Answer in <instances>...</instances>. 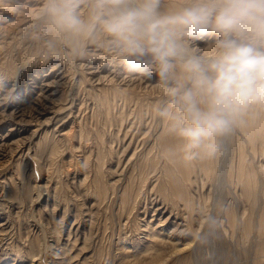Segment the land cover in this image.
I'll use <instances>...</instances> for the list:
<instances>
[{
    "label": "rangeland",
    "instance_id": "1",
    "mask_svg": "<svg viewBox=\"0 0 264 264\" xmlns=\"http://www.w3.org/2000/svg\"><path fill=\"white\" fill-rule=\"evenodd\" d=\"M43 3H44V0H13V1L12 0H3V1L0 0V8H1L0 12L2 11L0 13V17H1L0 18V27H1L0 28V35L1 34L3 35V36L2 35L0 36V44H2L0 46V52L2 51L0 53V59H1L0 61H2V63H3L5 61V60L3 61V59H6V60L10 59L9 61H11V62L13 61L12 63L15 65V66H13V64L11 62H9L8 60H7L8 62L6 61L7 64H6V62H4V64L6 66L2 65V63L0 62V71H1L0 72V99L2 98L0 100V104H1L0 105V194H1L0 195V197H1L0 198L1 199L0 203H1L2 200L5 201L6 205L8 203V205L6 206L4 201H2V204L4 203L3 204L4 206L2 205V207H1V205H0V207H1L0 208V224H1L0 225V239H2L4 237L2 239V241L0 240V251L5 250L6 247H8L9 245L10 246H12V245L14 246L17 243L21 244V242H23V243L26 242V241L28 242L29 241L28 238L31 239L34 236H37V237L41 236V237H39V239H42L41 242L46 243L47 246L49 245V243L51 245H54V247L51 248V249L49 248L50 246H48V248H47L48 251L47 252L46 251L43 252L44 253L43 260L46 262V264H52L51 259H54V260L61 259L60 255H62V254L57 256L55 253H57V251L58 252H62L60 250L61 247H62V249L66 247V245L64 243H67V241H66L67 237L66 236L68 235V232L69 231H75V229L77 228L76 230H78V229L79 230L76 231V232L78 233L77 235L80 236V237H77L78 241H75L76 246H75V244L73 245V247L75 246V248L72 249V251H74L77 246H78L77 248H80L79 245L81 244L83 249L81 247L78 257L82 254V252H83V256H85L86 254H90L91 249L97 243L98 244L96 246L100 245L103 248L104 247L105 248L106 247L110 248V247L113 246L114 248L112 247L110 249L109 248H107V249L104 248L105 250H109V251L113 252V250L116 249V246L122 244L123 237L126 234H127L126 236H132V237L135 235L133 233L137 232V230H135V227H136V223H138V221H139V224L141 223L142 226H143V224L147 223L148 221H150L152 219L153 210H155L156 208L157 209H165V214L162 217L163 219H164L165 216H167L169 214H171L170 216H172V219H174L175 216H178V217H180L181 215L183 216L184 215V213L182 211L183 209L185 210V208H186V210L188 209V210L192 211V208H193L194 210H193L192 214L195 217V218L193 217L195 219V221L192 220L191 226L193 225L192 227L195 229V231H197L198 224H197V219L196 218H198V215L200 213L198 211L199 209H197V208L200 207V205L202 207L201 203H203V204H205V206L210 204V205H208L209 206L208 209H207V206L205 207V212L206 213L203 211L204 212V216L203 217H204V227L205 228L202 227V230L204 229L206 232L202 236V239H199L200 233H202L201 232L202 230L200 229L198 234H197L198 236L196 237V239L191 241L192 244H191L190 248L191 249L193 248L194 249V253H198L199 255H201L202 258H204L205 261H207V262L210 259L211 260L214 259L213 261H215V263H213V264H247V261H246L247 255L241 253V247L243 246V244L245 242H243V239L241 238L240 229L239 230L238 229L234 230L231 227H229L231 229V232H229L231 237H229V235H228L229 233L227 234L228 230L230 231V229L227 228V223L224 221V220H226V219H224L225 218V209H226V206H227L228 202H230L229 200H231V202L233 201L232 203H236V201L239 200L238 196L241 194L240 193L241 188L240 187L236 188L238 186L237 182H236L237 181L236 177L238 176V170H237L238 164H237V162H239V160H238V153H239L238 151H239V149L238 148L241 147V146H244L246 151H249V153L247 152V154H248L247 158L249 157L248 158V162L249 163L247 164L246 168L253 167L255 169V171L257 173V176H258L257 187H259L261 189L260 190L261 192L264 191V187H262V186H264V181H263V178H264V175H263V171H264V166H263L264 165V157L261 158V153L259 151H256V152L253 153V151L246 144V141L244 139L243 133H241L239 127L237 126L236 122L234 121L233 122L234 125L232 124L228 131H226L225 133L221 134L220 136H218L216 138V142L217 143L215 144L216 146H215V150L213 151V154H217L216 155L217 156V167L215 168L216 170L214 169L215 171H212V174H211L212 176L210 174H208V175H210L208 177V175H206L207 173H205L204 170L200 168L201 165L199 164L198 159H197V155L194 152L190 153L187 156V160L188 161L192 160L191 163L194 164L193 166H187L188 168L190 167L189 169L188 168H187V170L181 169V167L177 166L178 164L176 162H174L175 165L172 164L174 160L170 159V156L167 155L168 153L160 152L161 149H162V145L160 146L159 137L161 139V135L163 134L165 129H167L165 127H166L167 120L169 118L159 115L160 108L163 109L164 106L165 107L167 106L168 99H167L166 96L163 98L164 95L161 93V86H160V84H159V82L157 80V77L155 75H153L151 77L152 78L151 79L147 74H142L137 69L133 68L132 66L127 65V64H123V63L122 64H118L117 63L119 66L117 64H115V63H110V62H109L110 64H106V66H104L102 64L100 65V60H99L98 57H93L94 59H92L91 57H84L85 59L83 57L82 58H75V59H73V63H72V61L68 62L67 58L66 57L64 58V56H60V55L58 56V54H55V56L53 57L52 52L48 49L47 40L44 39V37L47 38V36H48V34H44L45 32L47 33L46 30H47V27H48L47 25L48 24L46 23V20H44V17H42L40 14H38V12L40 13V9L42 7L41 5H43ZM19 17H21V20H20ZM34 20H35V22H34ZM26 25H27V27H26ZM7 26L11 27V28L9 29ZM4 27H6L9 30L5 29ZM28 30L30 31V33L28 32ZM8 31L10 32V34H9ZM5 32H6V34H5ZM36 32H39V33H36ZM4 35H6V36H4ZM2 37H5L6 39L5 38L2 39ZM10 37H11V39H10ZM204 38H202L198 42V43H201L203 47L205 45H207L206 43H210L214 39V37L211 36V35L206 36ZM41 40H42V43H43L44 40H46V41H44L46 43H43L44 44L43 45L41 43ZM7 41H9V42H7ZM62 42L63 41L60 42L61 48H64V50H65V46L62 45ZM6 50L10 51V52H7ZM45 50H47V51H45ZM87 50H89L90 52H93L92 50H95V51L98 52L97 47H95L93 45H89ZM15 51H16V54H15ZM46 52L49 54V56H48V54ZM8 54L10 56L12 55L11 57H13L14 60H16L17 62L14 61L13 58H11ZM14 54H15V56H14ZM46 54H47V57H46ZM6 55H7L8 58L6 57ZM60 60L61 61L63 60V61L61 62ZM22 61H25V63L22 62ZM59 62H60V64H59ZM10 64H12V65H10ZM20 64H21V67L19 66ZM28 64H29V67H28ZM114 64L116 66H114ZM9 65L11 66L10 68H13L15 70H12L10 68H9L10 69L9 70L7 68V67H9ZM68 65L69 66L73 65V66L69 67ZM80 65H82V68L79 67ZM32 66H33V68H32ZM39 66H40V68H39ZM27 67L29 69L30 68H32V69L28 70ZM2 68H5V69H2ZM24 68H27V69H24ZM72 68H74L73 71H72ZM6 69L9 71V73H8V71ZM16 69H17V71H16ZM76 69H80V70L82 69L83 72L86 71L85 73H86L87 77L90 76L88 78V82L89 83H86V84L83 85L82 89H84V91L80 90L79 95H77V96H76V92L78 90V86L76 84L77 83L76 81L78 80V72L75 71ZM26 70H27V74L25 73ZM10 71H12V73ZM118 71H119V73H118ZM67 72H68V74H67ZM24 73L26 75H24ZM71 73L72 74L74 73L73 76H71L72 75ZM75 73H76V77L74 76ZM62 74L64 75V78L62 77L63 76ZM105 74H110V75H106L105 76ZM100 75H101V77L103 76V78H101L103 80L100 79ZM120 75H122V76H120ZM10 76H11V78H10ZM69 76H70V78H69ZM112 76L115 77L116 79L114 78V80H112V82H111V78L113 79ZM4 78H5V80H4ZM31 78L36 80L38 82V84H40V86L42 87L41 91L42 92L44 91L45 95H47V99L45 101H42V103H40L38 105L35 103L34 104L35 106L32 105L31 100H32V98H34L37 95V93L40 92V89L37 88V87L32 86L33 85L32 84V85H30V87L28 89H34V90H26L27 86L30 83H32L31 82V80H32ZM26 79H27V81H25ZM99 79H100V81H99L100 83H98ZM119 79L121 81H123V83ZM40 80H42V81H40ZM89 80H91V81H89ZM13 81H14V83H13ZM107 81L111 82L112 85H111V83H109ZM113 81H115V82H113ZM142 81H143V83H142ZM41 82H42V85H41ZM71 82H72V84H71ZM139 82H140V84H139ZM21 83L24 84V85H22ZM62 83L65 84V85L63 86ZM103 83H104V85H103ZM106 83L110 87L107 86ZM99 84L101 86H103V87L101 88ZM113 84H115L116 86L115 85L113 86ZM147 84H148V86H147ZM74 85L77 86V87H75ZM90 85H91V87L93 86L92 88H94L95 86L98 85V87L94 88L96 91L95 90L88 91L89 88L87 89L86 87H90ZM46 86H49V87L47 88ZM71 87H74V89H72ZM108 87H109L110 90L107 89ZM111 87H112V89H117L119 87L118 88L119 96H118L117 90H114L115 91L114 92L111 89ZM45 88H47V89L45 90ZM63 88L65 90H63ZM69 88H71L70 90H72V92H70ZM85 89H86V91H85ZM154 89H155V91L157 90L156 93H155ZM6 90L9 93H7ZM89 90H91V89H89ZM103 90H105V91H103ZM106 90H107V92H106ZM149 90H152V91H149ZM33 91H36V92H33ZM87 91L89 93H91L92 97H90L91 95L89 96V93ZM99 91L100 92L103 91L101 93H104V94L106 93L105 95L102 94L103 97H101L104 103L102 102V100H99V99H101L100 98L101 95L99 96V94H101V93ZM67 92H69L70 94H68ZM127 92H129V93H127ZM149 92H150V95H154V94H156V95L150 97ZM61 93H63V94L65 93V94L64 95L62 94L60 96ZM81 93H82V95H81ZM96 93H98V94L96 95ZM113 93L115 94V97H114ZM122 93H124L125 95L123 94V97H120V95ZM126 93L129 95L128 97H127ZM137 93L140 94V95L138 96ZM144 93H146V95ZM83 94H85V95H83ZM93 94L95 95V97L93 96ZM132 94H133V96H132ZM72 95L73 96L75 95V97H76V99H74L75 100V106H74V108L71 111V114L73 116L71 114L68 115V113H67L68 111L59 112L60 111L59 107H62V105L66 102V100H67V98L69 96H70L69 98H72L73 97ZM110 95H112V96H110ZM134 95H136V96L134 97ZM104 96H106V97H104ZM123 98H125V99H123ZM128 98H129V100H128V102H127L128 104H127L126 101H127ZM29 99H30V102H29ZM104 99H106L108 105H105L106 101H104ZM108 99H109L111 104L109 103ZM112 100L114 101V103H113ZM123 101H125L126 105H125V103ZM85 102H87V103H85ZM88 102H90V103H88ZM99 102H100V104H99ZM141 102H143L144 104L141 103ZM101 103L104 104L103 108H102V104ZM155 103L158 104V106H159L158 108L156 106L157 104L155 105ZM17 104H20L21 107H24V109H23V111L21 113L16 111V110H14V107ZM52 104L54 106H52ZM82 104H84L85 107ZM109 104L113 105V107L110 106ZM145 104H147V105H145ZM36 105H37L38 108L36 107ZM80 105L83 108L82 107L79 108ZM98 106H100V108H98ZM104 106H106V107H104ZM147 106L150 107V108H148V110H147ZM86 107L88 109H86ZM107 107L109 109H107ZM43 109L48 110L49 112H47L46 114L40 113V111H42ZM52 109H55V111L52 110ZM103 109H105V110H103ZM36 110H37V112H36ZM106 110L108 112H106ZM95 111H96V113H95ZM5 112L7 113V116H6ZM26 112H28V113H26ZM29 114H30V116H29ZM37 115H39L40 117L37 116ZM53 115H57L55 118H57V124L58 125L53 124L50 127H48L49 128L48 130H50V131L53 130V132H55V134L58 133L59 134V135L57 134L58 136L65 134L64 131L68 130L70 132L69 136L71 137V139H69V141H70L69 143L70 144H67L68 147L71 146V147H69L70 149L67 147L66 144H64L66 147L63 146L65 148L62 147L61 151L59 153H57V155L55 154L56 156H54L55 158L53 159L55 165L52 164L51 161H49V159L47 158L48 155H47L46 151L44 153L43 152H41V153L39 152L38 154L37 153L35 154L34 140L37 139V138H35L34 140L31 139L32 133H33L32 131L37 127L38 123L40 121L44 120L46 117L53 116ZM120 118H121V120H120ZM164 118L166 120H164ZM1 119L2 120L4 119L5 121H2ZM74 119H75V121H74ZM60 121H62V122H60ZM161 121L162 122L164 121V122L162 123ZM58 122H60V123H58ZM130 124H132V127H130ZM13 125L15 126V128H12V127H14ZM163 126H164V128H163ZM54 128H56V129L58 128L60 130H58V129L54 130ZM81 129H82V131H81ZM19 130H20V132H19ZM161 130H162V132H161ZM1 134H2V136H3V134L6 135V136L2 137ZM132 135H133L134 139L132 138ZM22 137H23L24 140L22 139ZM7 140H9V141H7ZM25 140H26V142H25ZM29 140H31L30 141L31 144H30V142H28ZM129 140L131 142L133 140L134 141H133V143L130 144ZM155 140H158V141L156 142ZM2 141H4V142H2ZM18 141H19V143H18ZM95 141H97V142H95ZM154 142H156L155 145H157V143L159 144V149H158L159 150V155L157 157H155L154 150L153 151L150 150V146H151V144L153 145ZM97 146L100 149L97 148ZM233 146H234V149H233ZM72 147H74V148H72ZM1 148H2V150H1ZM29 148L30 149L33 148L31 150V153H30V149ZM98 149L100 151H104L105 152V153L102 152V153H104L105 159H106V160H104L105 161L104 163L103 162L102 163L101 162L98 163V161L96 160L97 159L96 154L98 155V151H97ZM18 150H20V151H18ZM89 151H91V152L94 151V152L91 153ZM150 151H151V153L153 155L150 153ZM15 152H17L16 155H15ZM107 152H110L111 155H110V153H107ZM235 152H237L236 153L237 155L235 154ZM250 152L253 153V155L254 154L257 155L258 153H260V154H258L257 156L254 155L253 158H252V154H250ZM131 153H132V156H131ZM140 153H142V154H140ZM146 153H148L151 157H155V158H152L151 160L155 159L156 164H155V162H154V164L150 163L151 162L150 159L146 160V156H147ZM161 153H165V154H161ZM89 154L91 156H89ZM249 154H250L251 157L249 156ZM17 155L18 156L21 155L20 157H22L23 159L22 158L18 159ZM84 155L86 156V158L91 157V159L92 160L94 159V160L92 161V160H90V158H89V160L88 159L86 160ZM139 155H140V157H139ZM161 155H164V156H161ZM129 156H131V158ZM166 156H167V158H164ZM132 157H135L134 158L135 162H136V160H138V161H140V163L143 164V166H144L143 169L146 170V173L144 175H147V176L149 175L147 180H146L147 183L145 182V185H142V183H144V182L139 180V178H138L139 174L136 173L137 170L134 169V168L132 169V167H133L132 163H135ZM195 157H196V159H195ZM231 157H232V160H231ZM234 157H236V158H234ZM128 158H130L129 160H131V161H128ZM168 158H169L170 161L168 160ZM251 158H252V160H251ZM24 159H25V161H24ZM171 160H173V161H171ZM234 160H235V162H234ZM17 161L19 163L20 162L21 163L19 164ZM90 161H91V165L89 163ZM126 161H128V162H126ZM219 161H220V163H219ZM87 162H88V164L90 166L88 164L86 165ZM166 162H168V164ZM191 163H190V165H191ZM18 164L21 165L20 166L21 168L20 167L17 168ZM22 164H23V166H22ZM96 164L97 165L100 164V165L103 166L102 167L103 168V172L105 173V174L102 173L103 174V178L105 177V175L107 176L106 178H104V181H106V179H107V184L112 186V184H113L112 180H113V182H114L113 186L117 185V187H116L117 194H116V196L115 195L113 196L115 198H113L112 195H110L107 198L109 200V203H106V205H105V202H106L105 200L106 199L105 200H103V199L101 200L100 199L99 202H97L95 200L96 196L94 195L93 189L92 190L90 189L91 193H89V195L87 196L88 198L85 197L86 193H84L85 191H83V190H86L85 188H87L89 186V184L92 185V183L90 181H92V177L94 176V173H95L94 172L95 170L92 169V167L97 169ZM166 164L168 165V167H170V170L167 169L168 167H166L167 166ZM196 164H197V166H196ZM252 164H255V166L252 165ZM164 165H165V167H164ZM218 165H220V166H218ZM87 166H89L90 168H88ZM233 166H235L236 168L235 167L233 168ZM84 167H86V169ZM195 167H197V168H195ZM165 168H166V170H164ZM226 168L229 169V170H227ZM24 169H25L26 172L24 171ZM231 169H232V171L235 170V171H233L234 173L231 172V174H230V176H234L232 179H231V177L228 176ZM197 170H198V172H197ZM56 171L58 172V175H55ZM64 171L65 172L67 171L66 172L67 174H65ZM148 171H149V174H148ZM86 172H89V173L87 174ZM155 172H157V173H155ZM191 172L194 173V174L192 175ZM226 172H228V173L226 174ZM47 174H49V176H47ZM89 174H90V176H89ZM125 174L127 175V178L129 177L128 179L125 178L126 177ZM152 174H154V175L152 176ZM182 174H183L184 178H183ZM53 175H55V177ZM179 175L181 177H179ZM25 176H27L30 180H28L27 177H25ZM43 176H45V177H43ZM156 176L158 177V180H157ZM168 176H169V178H168ZM188 176L190 177V180L188 178V182H187V179L185 181H186V183H189L190 185L185 183L187 185V186H185L184 179L187 178ZM11 177H12V179H11ZM56 177L60 178V180L58 178H57L58 179L57 180ZM83 177H85V178H83ZM123 177H124V179H123ZM176 177H177V179H175ZM259 177H261V179ZM45 178L48 179V183H50V184L47 183ZM133 178H135V179H133ZM170 178H173L175 181L174 180L171 181ZM191 178L192 179L194 178L195 180L193 179V182H192ZM207 178L210 181L207 180ZM86 179H88L87 182H86ZM118 179H119L120 182L118 181ZM166 179L169 180L168 181L169 183L166 181ZM179 179H183L182 180L183 182H182L181 185L182 186L184 185L183 188L185 190L188 189L187 191L184 190L185 192L184 191L182 192V191H180L178 189V187H177V185L175 183L178 184L179 182H181V180H179ZM230 179L232 180V182H231ZM18 180H20V181H18ZM23 180L25 182L28 180L27 182H30V184H36V183L38 185L39 184L42 185L41 183H43L44 185L46 184V187L45 186H42L43 188L40 187V188H42V192H43L41 194V196H40V198H42L41 200H39L40 198L39 199L37 198L38 200L34 199L35 196H36V193H37L36 191L35 192L33 191L34 193L31 191V194H32L31 198L33 199V201L30 200L31 199L30 197H26L24 194L21 195V193H22L21 191L22 190L20 188V185L23 182ZM114 180L116 182L118 181V183H120V184L122 183L121 182V180H122L123 181V183H122L123 185L124 184L126 185L128 180L131 181L132 184L133 183L135 184V183L138 182L136 185L139 188L141 187L142 190L140 189L141 193L139 194V197H138L139 200H140V202L138 200V202H139L138 205L139 206L137 205L136 209H135V207H136L135 206L133 208L134 210L133 209L131 210V211H133L132 212L133 215L131 214V211H128L129 209L125 210V209H122L119 206L120 205V203H119L120 201L118 200L117 195H118V192L120 194V190L125 185L121 186L122 184L121 185L118 184V183L116 184V182ZM176 180L179 181V182H177ZM203 180H204V182L205 181H207V182H205L203 184V182H202ZM261 180H262V182H261ZM59 181H60V183H59ZM124 181H125V183H124ZM135 181H137V182H135ZM235 182H236V184H235ZM84 183H87V184L83 185ZM170 183L171 184L174 183V184H172L173 186ZM61 184H62V188L60 187ZM153 184H155V185H153ZM15 185L17 186V189L19 188L18 192H17V194H18L17 197L18 198H13L12 199V203H11V201H9V200L7 201V199H5V197H3V196L6 193V191L7 192L9 191L8 188L10 189V187H13ZM56 185L59 186L58 189L61 190V191H58L59 194L56 191ZM118 185H119V187H118ZM167 185H168V187H167ZM80 186H81V188H80ZM84 186H85V188H84ZM120 186H121V188H120ZM170 186H172V188ZM164 187L165 188L167 187V188L165 189ZM46 188H48L50 190V192ZM183 188H182V190H183ZM168 189L170 191H168ZM176 189H178L177 192H175ZM80 190H82V191H80ZM173 190H175V191H173ZM233 190H234V193L238 192V194L235 193L236 195H233L234 194ZM171 191H173L172 193H174V196H173L172 193H169ZM188 191H189V193L190 192L191 193L190 194L189 193L186 194V192H188ZM19 192H21V193H19ZM192 192L194 194H192ZM175 194H177L176 196L178 198L175 196ZM181 194H183V195L181 196V199H180L179 197H180ZM188 194L191 196V198H190V196ZM208 194L210 195V197H207ZM19 195H20V197H19ZM59 195H60V197H59ZM61 195H62V197H61ZM192 195H193V197H192ZM262 195L264 196V192H263ZM150 196L153 197V198H151ZM162 196H163V198H162ZM200 196H202V199L200 198ZM204 196H205V198H207L206 201L208 200L207 203H205L206 201L204 199ZM168 197H169L170 200L166 199ZM171 197H173V198L171 199ZM195 197H196V199H195ZM22 198H23V200H22ZM26 198H27V200H26ZM55 198H57V199H55ZM197 198H199V200L196 202L195 200H197ZM208 198H210V199H208ZM236 198H237V200H235ZM191 199H193V200H191ZM263 199L264 198H262V199L260 198V201H262ZM19 200L20 201L22 200L21 203H20ZM54 200H56V201H54ZM108 200H107V202H108ZM154 200H156V202L153 203ZM180 200L181 201L183 200L182 201L183 203ZM186 200H190V202H192V203H190L188 208L184 206V204H186V202H187ZM241 200L243 201V198L242 199L240 198V203H239V206H238L239 208L238 207L236 208L237 214L240 212L238 214V216H241L242 212H243L242 211L243 210L242 209L243 208V203H242ZM57 201H58V203H57ZM179 201L181 203H178ZM113 202H115V203H113ZM174 202H175V204H173ZM199 202H201V203H199ZM213 202H215V203H213ZM13 203H14L15 206L13 205ZM56 203H57V205H56ZM198 203H199V205H197ZM16 204H18V205H16ZM240 204H241V206H240ZM20 205L22 207L24 206V209L21 208ZM64 205H65V207H64ZM145 205H147V206H145ZM152 205H153V207H152ZM192 205H195L197 207L192 206ZM255 205L257 206L258 203L255 204ZM8 206H9V208H8ZM106 206H107V208H106ZM143 206H145V207H143ZM173 206H177V207L175 208ZM66 207H69V210ZM108 207H109V210H108ZM119 207H120V209H118ZM179 207H181V208H179ZM247 207H249V206H247ZM19 208H21V209H19ZM81 208H82V210H81L82 212L80 211ZM209 208L211 209V211L209 210ZM52 210H53V212H52ZM93 210H95V211H93ZM248 210L250 212V209L248 208L246 213L248 212ZM67 211H68V214H67ZM91 211H93L92 213L94 214V216L91 213ZM108 211H110L111 215H110V213ZM120 211H123L124 214L122 212H120ZM134 211H136V212H134ZM209 211H210V214H209ZM78 212H79V215H78ZM97 212H99V214ZM107 212H108V214H105ZM7 213L9 214V216H8ZM24 213H25L26 216L24 215ZM95 213H97L98 215L95 214ZM135 213H137L138 216L134 218ZM208 214H209V216H208ZM17 215L19 216L20 219L17 217ZM65 215H66V218H65ZM76 215L79 217L78 221L75 220V218L77 219ZM82 215H83V217H81ZM62 216H64V218ZM95 216L98 217V219ZM107 216H110L109 217L110 221L108 220L109 222L105 221ZM128 216H130V217H128ZM157 216H159V215H157ZM21 217H23V218H21ZM94 217L96 218L97 221H94L95 220ZM99 218H100V220H99ZM127 218H129L128 221H126ZM137 218H138V220H137ZM62 219L63 220L65 219V220L63 221ZM133 219L137 220V222L135 223V220H133ZM90 220L92 221V223H90L91 222ZM152 220H151L152 222H150V223L151 224H153V223L156 224L155 221H158V218L153 217ZM10 221H12V222L10 223ZM1 222H3V223H1ZM101 222H102V224L105 222L103 224L102 228L100 226ZM79 223H80V226H79ZM159 223H163V222L159 221ZM107 224H108V226H107ZM3 225H6V227H4ZM163 225L166 226V224L164 223V224H161L160 227H163ZM1 227H3L4 229L6 228L7 231H5L6 229L5 230L2 229ZM55 227H57V228H55ZM106 227H107V230H108V227H110L111 229L109 228V230L107 231ZM53 228H55L56 230L53 229ZM94 228H95V230H94ZM226 228L228 229L227 231H226ZM253 228H254V226H253ZM86 229L88 231H86ZM99 229H100V231L101 230H104V231L99 232ZM2 230H4V231H2ZM13 230H15V232H13ZM35 230H37V231H35ZM60 230H63L61 232L63 234L60 233ZM97 230H98V232H97ZM94 231H95V233L97 232V235L94 233ZM111 231H113L114 233L111 232ZM126 231L129 232L130 234H128ZM37 232H38V235H37ZM89 232H90V234H88ZM104 232H105V234H104ZM124 232H126V233H124ZM252 232L253 231H251V233ZM91 233H92V236L95 234L96 236L94 235V238H97V239H94L93 237H91ZM238 233H239V235H238ZM42 234H45V235L43 236ZM56 234L60 235L61 237L60 236L58 237ZM81 234L85 237V239L87 237L86 244H84V246L82 244L83 243V241H82L83 240V238H82L83 236ZM8 235H10V236H8ZM14 235H15V237H14ZM88 235H89V237H88ZM12 236H13V238H12ZM70 236H72V235H70ZM102 236H104L103 240H102ZM232 236H234V237H232ZM118 237H119V239H118ZM132 237H131V239H132ZM189 237L190 238H187V239H189V240L192 239V237L190 235H189ZM235 237H237V238H235ZM250 237L252 239L253 236L250 235ZM11 238H12V240H11ZM45 238L48 239V240L45 241ZM72 238H73V236L71 237V240H72ZM240 238L242 240L238 241V240H240ZM85 239H84V242H85ZM114 239H115L116 242L114 241ZM117 239H118V241H117ZM187 239L183 240V241H187ZM9 240H11V241L9 242ZM59 240H60V242H59ZM96 240H98V241H96ZM63 241H64V243H63ZM128 241L129 240H127V242ZM200 241L203 242L204 244L200 243ZM56 242H59V245H56L55 244ZM90 242L94 243V244H92L93 247L91 246ZM109 242H110V244H109ZM119 242H121V243H119ZM61 244L64 245V246H62ZM86 245H88V246H86ZM4 246H6V247H4ZM85 246H86V248H85ZM88 250H90V252H87ZM48 252H49V255L48 254L45 255ZM207 257H208V259H207ZM45 258H46V260H45ZM48 258H50V259H48ZM23 260H22V264H28L27 263V261H28L27 257H24ZM242 260H243V262H242ZM11 261H12V259L9 258V259L3 260L0 264H7V263L9 264ZM209 262L211 263V261H209Z\"/></svg>",
    "mask_w": 264,
    "mask_h": 264
},
{
    "label": "clouds",
    "instance_id": "2",
    "mask_svg": "<svg viewBox=\"0 0 264 264\" xmlns=\"http://www.w3.org/2000/svg\"><path fill=\"white\" fill-rule=\"evenodd\" d=\"M39 14L74 55L93 45L155 75L188 153L211 154L239 113L264 107V0H44Z\"/></svg>",
    "mask_w": 264,
    "mask_h": 264
},
{
    "label": "bare ground",
    "instance_id": "3",
    "mask_svg": "<svg viewBox=\"0 0 264 264\" xmlns=\"http://www.w3.org/2000/svg\"><path fill=\"white\" fill-rule=\"evenodd\" d=\"M3 1V0H2ZM13 1V0H12ZM40 3V2H39ZM4 4V3H3ZM8 4V3H7ZM42 6V5H41ZM40 6V7H41ZM10 7V6H9ZM1 9V8H0ZM38 10V9H37ZM2 12V11H1ZM0 12V13H1ZM4 12V11H3ZM37 13V12H36ZM3 14V13H2ZM35 14V13H34ZM38 14H39V12H38ZM1 18V17H0ZM20 18V20H21V17H19ZM23 18V17H22ZM43 19V18H42ZM45 20V19H44ZM43 21V20H42ZM27 22V21H26ZM31 22V21H30ZM34 22H35V20H34ZM45 22V21H44ZM3 23V22H2ZM27 24V23H26ZM32 24V23H31ZM37 24V23H36ZM35 24V25H36ZM45 24V23H44ZM43 24V25H44ZM11 25V24H10ZM28 25V24H27ZM27 25H26V27H27ZM30 25V24H29ZM47 25V24H46ZM2 26V25H1ZM42 26V25H41ZM48 26V25H47ZM3 27V26H2ZM8 27V26H7ZM24 27V26H23ZM40 27V26H39ZM1 28V27H0ZM5 29H7L6 27H4ZM3 28V29H4ZM9 29L11 28V27H8ZM30 28V27H29ZM42 28V27H41ZM9 29H7V30H9ZM26 29V28H25ZM33 29V28H32ZM31 29V30H32ZM35 29V28H34ZM45 29V28H44ZM36 30V29H35ZM34 30V31H35ZM42 30V29H41ZM2 31V30H1ZM38 31V30H37ZM47 33L45 32L44 34H48V36H47V38L46 37H44V39H46L47 40V45H48V49L52 52V55H53V57L55 56V54H58V56L60 55V56H64V58L66 57L67 58V61L68 62H70V61H72V63H73V59H75V58H82L81 56H79V55H74L73 54V48L75 47V45L74 44H72L66 37H64V36H62V35H58V34H56V33H54L53 31H51L50 30V28H49V26L47 27ZM9 32V31H8ZM28 32L30 33V31L28 30ZM32 32V31H31ZM3 33V32H2ZM28 33V34H29ZM36 33H39V32H36ZM5 34H6V32H5ZM9 34H10V32H9ZM43 34V35H44ZM2 35V34H1ZM0 35V36H1ZM3 36V35H2ZM4 36H6V35H4ZM15 36V35H14ZM20 36V35H19ZM209 36V35H208ZM206 37V36H205ZM3 38H5V37H2V39ZM6 39V38H5ZM10 39H11V37H10ZM9 39V40H10ZM14 39V38H13ZM12 39V40H13ZM43 39V38H42ZM205 39V38H204ZM210 39V38H209ZM46 40H44V41H46ZM208 40V39H207ZM5 41V40H4ZM43 41V43H46V42H44ZM61 41H63L62 42V45H64L65 46V50H64V48H61V44H60V42ZM7 42H9V41H7ZM11 42V41H10ZM41 43H42V40H41ZM42 43V44H43ZM206 44H208V43H206ZM2 44H0V46H1ZM44 45V44H43ZM198 46H200V47H203L202 46V44L201 43H198ZM45 48V47H44ZM46 49V48H45ZM96 50V49H95ZM95 50H92L93 52H90L89 50H88V55H86V56H83V58L84 57H91L92 59H94L93 57H98L99 58V60H100V65L102 64V65H104V66H106V64H110V63H115V64H122L121 62H119V61H117V60H114V59H112L103 49H101V48H97V50H98V52L97 51H95ZM7 51V50H6ZM45 51H47V50H45ZM44 51V52H45ZM2 52V51H1ZM0 52V53H1ZM7 52H10V51H7ZM6 52V53H7ZM5 53V52H4ZM13 53V52H12ZM47 53V52H46ZM15 54H16V51H15ZM15 54H14V56H15ZM48 54V53H47ZM47 54H46V57H47ZM51 54V53H50ZM9 55V54H8ZM10 56V55H9ZM12 56V55H11ZM10 56V57H11ZM17 56V55H16ZM45 56V55H44ZM48 56H49V54H48ZM5 57V56H4ZM6 57H7V55H6ZM5 57V58H6ZM8 58V57H7ZM11 58H13V57H11ZM16 58V57H15ZM45 58V57H44ZM51 58V57H50ZM62 58V57H61ZM85 59V58H84ZM1 60V59H0ZM5 60V61H4ZM8 61L10 60V59H7ZM6 59H3V61L4 62H6L7 61ZM13 60H14V58H13ZM20 60V59H19ZM18 60V61H19ZM36 60V59H35ZM39 60V59H38ZM7 61V62H8ZM14 61H16V60H14ZM33 61V60H32ZM61 61V60H60ZM63 61V60H62ZM61 61V62H62ZM66 61V62H67ZM80 61V60H79ZM1 63H2V61H0ZM4 62L2 63V65H4V66H6L5 64H4ZM7 62H6V64H7ZM9 62H11V61H9ZM13 62V61H12ZM11 62V63H12ZM17 62V61H16ZM22 62H24L25 63V61H22ZM78 62V61H77ZM76 62V63H77ZM86 62V61H85ZM110 62V63H109ZM39 63V62H38ZM41 63V62H40ZM43 63V62H42ZM90 63V62H89ZM9 64V63H8ZM13 64V63H12ZM12 64H10V65H12ZM22 64V63H21ZM21 64L19 65L20 67H21ZM59 64H60V62H59ZM69 64V63H68ZM88 64V63H87ZM114 64V66H116ZM117 64V65H118ZM1 65V66H2ZM9 65V67H7L8 69L11 67ZM78 65V64H77ZM13 66H15L14 64H13ZM12 66V67H13ZM27 66V65H26ZM31 66V65H30ZM60 66V65H59ZM69 66V65H68ZM71 66H73V65H70L69 67H71ZM84 66V65H83ZM86 66V65H85ZM113 66V65H112ZM119 66V65H118ZM28 67H29V64H28ZM27 67V68H28ZM66 67V66H65ZM80 68H82V65H80L79 66ZM91 67V66H90ZM97 67V66H96ZM17 68V67H16ZM23 68V67H22ZM27 68H24V69H27ZM32 68H33V66H32ZM32 68H30V69H32ZM35 68V67H34ZM39 68H40V66H39ZM75 68V67H74ZM74 68H72V71L74 70ZM78 68V67H77ZM86 68V67H85ZM89 68V67H88ZM95 68V67H94ZM119 68V67H118ZM2 69H5V68H2ZM1 69V70H2ZM10 69H12V70H15V69H13V68H10ZM9 69V70H10ZM18 69V68H17ZM17 69H16V71H17ZM21 69V68H20ZM29 68H28V70H30ZM54 69V68H53ZM64 69V68H63ZM69 69V68H68ZM91 69V68H90ZM98 69V68H97ZM115 69V68H114ZM7 70V69H6ZM66 70V69H65ZM64 70V71H65ZM88 70V69H87ZM93 70V69H92ZM8 71V70H7ZM69 71V70H68ZM71 71V72H72ZM76 72H78V80L75 82L76 84H77V86H78V90H77V92H76V96L77 95H79V92H80V90H82V91H84V89H82L83 88V85L84 84H86V83H89L88 82V78L90 77H87V75H86V71L85 72H83L82 71V69L80 70V69H76L75 70ZM112 71V70H111ZM114 71V70H113ZM127 71V70H126ZM1 72V71H0ZM3 72V71H2ZM11 73H12V71H10ZM14 72V71H13ZM32 72V71H31ZM35 72V71H34ZM92 72V71H91ZM94 72V71H93ZM8 73H9V71H8ZM26 74H27V70H26V72H25ZM24 73V75H26ZM50 73V72H49ZM89 73V72H88ZM100 73V72H99ZM110 73V72H109ZM118 73H119V71H118ZM37 74V73H36ZM64 74V73H63ZM62 74V75H63ZM67 74H68V72H67ZM66 74V75H67ZM72 74V73H71ZM74 74V73H73ZM73 74L71 75V76H73ZM92 74V73H91ZM104 74V73H103ZM102 74V75H103ZM140 74V73H139ZM6 75V74H5ZM8 75V74H7ZM23 75V76H24ZM48 75V74H47ZM106 75H110V74H105V76ZM116 75V74H115ZM142 75V74H141ZM3 76V75H2ZM12 76V75H11ZM11 76H10V78H11ZM75 77H76V73H75V75H74ZM104 76V77H105ZM120 76H122V75H120ZM140 76V75H139ZM27 77V76H26ZM46 77V76H45ZM63 78H64V75L62 76ZM108 77V76H107ZM113 77V76H112ZM141 77V76H140ZM155 77V76H154ZM17 78V77H16ZM15 78V79H16ZM23 78V77H22ZM21 78V79H22ZM43 78V77H42ZM69 78H70V76H69ZM95 78V77H94ZM101 78H103V76L101 77V75H100V79ZM114 78L115 77H113V79L111 78V82H112V80H114ZM143 78V77H142ZM8 79V78H7ZM32 79V78H31ZM39 79V78H38ZM74 79V78H73ZM92 79V78H91ZM100 79L98 80V83H100L99 81H100ZM106 79V78H105ZM110 79V78H109ZM116 79V78H115ZM125 79V78H124ZM130 79V78H129ZM152 79V78H151ZM4 80H5V78H4ZM11 80V79H10ZM9 80V81H10ZM24 80V79H23ZM66 80V79H65ZM70 80V79H69ZM101 80H103V79H101ZM120 80V79H119ZM20 81V80H19ZM25 81H27V79L25 80ZM40 81H42V80H40ZM73 81V80H72ZM89 81H91V80H89ZM117 81V80H116ZM121 81V80H120ZM2 82V81H1ZM8 82V81H7ZM22 82V81H21ZM24 82V81H23ZM31 82L32 83H30L28 86H27V88H26V90H34V89H28L29 87H30V85H32V86H34V87H37V88H39L40 89V92L39 93H37V95L34 97V98H32V100H31V103H32V105H34L35 103L38 105V104H40V103H42V101H45L46 99H47V95H45V92L43 93L41 90H42V87L40 86V84H38V82L36 81V80H34V79H32L31 80ZM65 82V81H64ZM67 82V81H66ZM95 82V81H94ZM102 82V81H101ZM106 82V81H105ZM104 82V83H105ZM107 82H109V81H107ZM111 82H109V83H111ZM113 82H115V81H113ZM122 83H123V81H121ZM147 82V81H146ZM13 83H14V81H13ZM12 83V84H13ZM97 83V84H98ZM104 83H103V85H104ZM118 83V82H117ZM133 83V82H132ZM142 83H143V81H142ZM141 83V84H142ZM16 84V83H15ZM14 84V85H15ZM19 84V83H18ZM22 84V83H21ZM26 84V83H25ZM44 84V83H43ZM63 84V83H62ZM68 84V83H67ZM66 84V85H67ZM71 84H72V82H71ZM70 84V85H71ZM93 84V83H92ZM91 84V85H92ZM137 84V83H136ZM139 84H140V82H139ZM22 85H24V84H22ZM41 85H42V82H41ZM65 84H63V86H64ZM91 85H90V87H86L87 89L89 88V89H91V90H89L88 89V91H92V90H95L94 88L95 87H98V85L97 86H95L94 88H92L91 87ZM94 85V84H93ZM100 85V84H99ZM106 85L107 86H109L107 83H106ZM111 85H112V83H111ZM115 84H113V86H114ZM121 85V84H120ZM151 85V84H150ZM75 86V85H74ZM77 86H75V87H77ZM89 86V85H88ZM112 86V87H113ZM116 86V85H115ZM119 86V85H118ZM143 86V85H142ZM147 86H148V84H147ZM47 88L49 87V86H46ZM66 87V86H65ZM100 87L102 88L103 86H101L100 85ZM106 87V86H105ZM110 87V86H109ZM109 87L107 88V89H109ZM112 87H111V89H112ZM141 87V86H140ZM153 87V86H152ZM36 88V89H37ZM47 88H45V90L47 89ZM72 89H74V87H71ZM71 88H69V90L71 89ZM119 88V87H118ZM118 88L117 89H112L113 91L114 90H117V92H118V96H119V91H118ZM61 89V88H60ZM59 89V90H60ZM104 89V88H103ZM106 89V88H105ZM122 89V88H121ZM56 90V89H55ZM54 90V91H55ZM63 90H65L64 88H63ZM67 90V89H66ZM110 90V89H109ZM120 90V89H119ZM145 90V89H144ZM22 91V90H21ZM68 91V90H67ZM85 91H86V89H85ZM87 91V92H88ZM96 91V90H95ZM94 91V92H95ZM103 91H105V90H103ZM103 91H101V92H103ZM147 91V90H146ZM149 91H152V90H149ZM154 91H155V89H154ZM157 91V90H156ZM156 91H155V93H156ZM6 92H7V90H6ZM12 92V91H11ZM33 92H36V91H33ZM58 92V91H57ZM64 92V91H63ZM66 92V91H65ZM70 92H72V90H70ZM100 92V91H99ZM100 92V93H101ZM106 92H107V90H106ZM109 92V91H108ZM112 92V91H111ZM115 92V91H114ZM121 92V91H120ZM7 93H9V92H7ZM21 93V92H20ZM30 93V92H29ZM32 93V92H31ZM68 94H70L69 92H67ZM89 93V92H88ZM93 93V92H92ZM127 93H129V92H127ZM126 93V94H127ZM140 93V92H139ZM154 93V92H153ZM47 94V93H46ZM63 93H61L60 94V96L62 95ZM65 94V93H64ZM63 94V95H64ZM72 94V93H71ZM87 94V93H86ZM95 94V93H94ZM93 94V96L95 97V95ZM98 93H96V95H97ZM102 94H104V93H101V94H99V96H100V98L101 97H103L102 96ZM106 94V93H105ZM104 94V95H105ZM109 94V93H108ZM107 94V95H108ZM111 94V93H110ZM114 94V93H113ZM123 94L124 93H122L121 95H120V97H123ZM145 95H146V93H144ZM148 94V93H147ZM152 94V93H151ZM7 95V94H6ZM23 95V94H22ZM55 95V94H54ZM81 95H82V93H81ZM83 95H85V94H83ZM91 95V93H89V96ZM106 95V96H107ZM125 95V94H124ZM137 95L139 96L140 94H138L137 93ZM144 95V96H145ZM149 95H150V92H149ZM154 95H156V94H154ZM154 95H150V97H152V96H154ZM4 96V95H3ZM20 96V95H19ZM71 96V95H70ZM69 96V97H70ZM73 96V95H72ZM88 96V95H87ZM98 96V97H99ZM106 96H104V97H106ZM110 96H112V95H110ZM129 95L127 94V97H128ZM132 96H133V94H132ZM136 95H134V97H135ZM148 96V95H147ZM5 97V96H4ZM64 97V96H63ZM62 97V98H63ZM68 97V96H67ZM66 97V98H67ZM68 97V98H69ZM75 97V95L72 97V98H67V100H66V102L62 105V107H59L60 109V111L59 112H64V111H68L67 113H68V115L69 114H71V111H72V109L74 108V106H75V100L74 99H76V97ZM90 97H92V95L90 96ZM114 97H115V94H114ZM125 97V96H124ZM165 96H163V98H164ZM65 98V97H64ZM84 98V97H83ZM112 98V97H111ZM131 98V97H130ZM2 99V98H1ZM0 99V100H1ZM7 99V98H6ZM9 99V98H8ZM11 99V98H10ZM58 99V98H57ZM78 99V98H77ZM99 99V98H98ZM97 99V100H98ZM107 99V98H106ZM106 99H104V101H106ZM113 99V98H112ZM115 99V98H114ZM123 99H125V98H123ZM13 100V99H12ZM82 100V99H81ZM94 100V99H93ZM99 100H102V98L101 99H99ZM98 100V101H99ZM128 100H129V98L127 99V101H126V103L128 102ZM92 101V100H91ZM96 101V100H95ZM97 101V102H98ZM108 101H109V99H108ZM113 101V100H112ZM125 101H123L124 103H125ZM159 101V100H158ZM7 102V101H6ZM29 102H30V99H29ZM84 102V101H83ZM102 102H103V100H102ZM156 102V101H155ZM161 102V101H160ZM49 103V102H48ZM51 103V102H50ZM82 103V102H81ZM85 103H87V102H85ZM88 103H90V102H88ZM104 103V102H103ZM109 103H110V101H109ZM113 103H114V101H113ZM126 103H125V105H126ZM141 103H143V102H141ZM140 103V104H141ZM162 103V102H161ZM3 104V103H2ZM30 104V103H29ZM99 104H100V102H99ZM102 104V103H101ZM111 104V103H110ZM109 104V105H110ZM128 104V103H127ZM144 104V103H143ZM142 104V105H143ZM157 103H155V105H156ZM1 105V104H0ZM37 105H36V107H37ZM83 106H84V104H82ZM95 105V104H94ZM103 105L104 104H102V108H103ZM105 105H108L107 104V101H106V104ZM145 105H147V104H145ZM144 105V106H145ZM24 106V105H23ZM35 106V105H34ZM52 106H54L53 104H52ZM61 106V105H60ZM110 106H112L113 107V105H110ZM157 106V108L159 107L158 106V104L156 105ZM155 106V107H156ZM162 106V105H161ZM160 106V107H161ZM5 107V106H4ZM80 107H82L81 105L79 106V108ZM85 107V106H84ZM88 107V106H87ZM86 107V109H88ZM104 107H106V106H104ZM109 107V106H108ZM107 107V109H109ZM154 107V108H155ZM165 107V106H164ZM163 107V108H164ZM34 108V107H33ZM38 108V107H37ZM56 108V107H55ZM78 108V109H79ZM83 108V107H82ZM98 108H100V106H98ZM148 108H150L149 106H147V110H148ZM153 108V109H154ZM23 109H24V107H21V105L20 104H17V105H15V107H14V110H16V111H18V112H22L23 111ZM113 109V108H112ZM161 109V108H160ZM3 110V109H2ZM1 110V111H2ZM52 110H54L55 111V109H52ZM84 110V109H83ZM103 110H105V109H103ZM146 110V109H145ZM150 110V109H149ZM28 111V110H27ZM53 111V112H54ZM82 111V110H81ZM94 111V110H93ZM98 111V110H97ZM31 112V111H30ZM36 112H37V110H36ZM47 112H49L48 110H45V109H43L42 111H40V113H42V114H46ZM106 112H108L107 110H106ZM110 112V111H109ZM149 112V111H148ZM26 113H28V112H26ZM33 113V112H32ZM66 113V114H67ZM95 113H96V111H95ZM94 113V114H95ZM99 113V112H98ZM5 114H6V116H7V113L5 112ZM39 114V113H38ZM93 114V115H94ZM58 115V114H57ZM57 115H53V116H48V117H46L44 120H42V121H40L39 123H38V125H37V127L32 131L33 133H32V137H31V139L32 140H34L35 138H37V139H35L34 140V146H35V154L37 153H41V152H47V155H48V159H49V161H51V163L52 164H54L55 165V163H54V156H56L57 155V153H59L60 151H61V148L63 147V146H65L64 144H70L69 142V139H71V137L69 136L70 135V132L67 130H65L64 132H65V134H63V135H60V136H58L59 134L58 133H56L55 134V132H53V130L52 131H50V130H48L49 128L48 127H50L51 125H53V124H55V125H58L57 124V118H55ZM72 115V114H71ZM75 115V114H74ZM123 115V114H122ZM2 116V115H1ZM29 116H30V114H29ZM37 116H39V115H37ZM73 116V115H72ZM25 117V116H24ZM40 117V116H39ZM75 117V116H74ZM123 117V116H122ZM4 118V117H3ZM26 118V117H25ZM34 118V117H33ZM60 118V117H59ZM163 118V117H162ZM32 119V118H31ZM30 119V120H31ZM68 119V118H67ZM161 119V118H160ZM2 120V119H1ZM10 120V119H9ZM62 120V119H61ZM120 120H121V118H120ZM164 120H166L165 118H164ZM2 121H5L4 119L2 120ZM14 121V120H13ZM74 121H75V119H74ZM73 121V122H74ZM234 121L236 122V124H237V126L239 127V129H240V131H241V133H243V136H244V139H245V141H246V144L248 145V147L253 151V153L254 152H256V151H259L260 153H261V158L262 157H264V107H261V106H252V107H250V108H248L247 110H245V111H242L241 113H239L236 117H235V119H234ZM60 122H62V121H60ZM60 122H58V123H60ZM162 122V121H161ZM164 122V121H163ZM162 122V123H163ZM12 123V122H11ZM15 123V122H14ZM20 123V122H19ZM174 123V121H172L171 119H168L167 120V123H166V127L165 128H167V129H165V131L163 132V134L161 135V139H160V137H159V143H160V146L162 145V149H161V151L160 152H166V153H168L167 155H169L170 156V159H173V160H171V161H173V163L172 164H174V162H176L177 164V166L178 167H181V169H183V170H187V166H193L194 164L193 163H191V161H188L187 160V156L190 154V153H188V152H186L185 151V149H184V141L175 133V132H173L172 130H171V128H172V124ZM22 124V123H21ZM29 124V123H28ZM37 124V123H36ZM165 124V123H164ZM233 124V123H232ZM4 125V124H3ZM234 125V124H233ZM14 126V125H13ZM26 126V125H25ZM32 126V125H31ZM34 126V125H33ZM130 127H132V124H130ZM234 127V126H233ZM12 128H15V126L14 127H12ZM163 128H164V126H163ZM235 128V127H234ZM10 129V128H9ZM24 129V128H23ZM56 128H54V130H55ZM58 129V128H57ZM56 129V130H57ZM58 130H60V129H58ZM81 131H82V129H81ZM11 132V131H10ZM18 132V131H17ZM19 132H20V130H19ZM161 132H162V130H161ZM8 133V132H7ZM6 133V134H7ZM60 133V132H59ZM135 133V132H134ZM160 133V132H159ZM58 134V135H57ZM61 134V133H60ZM1 136H2V134H1ZM3 136H6V135H4L3 134ZM2 136V137H3ZM24 136V135H23ZM10 137V136H9ZM27 138V137H26ZM132 138H133V135H132ZM157 138V137H156ZM3 139V138H2ZM19 139V138H18ZM22 139H23V137H22ZM21 139V140H22ZM29 139V138H28ZM134 139V138H133ZM24 140V139H23ZM99 140V139H98ZM7 141H9V140H7ZM31 140H29L28 142H30ZM130 141V140H129ZM128 141V142H129ZM134 141V140H133ZM133 141L131 142L130 141V144L131 143H133ZM156 142L158 141V140H155ZM162 141V142H161ZM2 142H4V141H2ZM21 142V141H20ZM23 142V141H22ZM25 142H26V140H25ZM95 142H97V141H95ZM99 142V141H98ZM156 142H154L153 143V145L151 144V146H150V150H154V152H155V157H157L158 155H159V144L157 143V145H155V143ZM240 142V141H239ZM18 143H19V141H18ZM217 142H216V140H215V144H216ZM242 143V142H241ZM22 144V143H21ZM30 144H31V142H30ZM29 144V145H30ZM98 144V143H97ZM100 144V143H99ZM129 144V143H128ZM127 144V145H128ZM235 144V143H234ZM17 145V144H16ZM26 145V144H25ZM218 145V144H217ZM4 146V145H3ZM7 147V146H6ZM20 147V146H19ZM25 147V146H24ZM30 147V146H29ZM66 147V146H65ZM65 147H63V148H65ZM67 147H68V145H67ZM69 147H71V146H69ZM68 147V148H69ZM127 147V146H126ZM218 147V146H217ZM72 148H74V147H72ZM71 148V149H72ZM97 148H99L98 146H97ZM96 148V149H97ZM103 148V147H102ZM25 149V148H24ZM30 149V148H29ZM33 149V148H32ZM32 149H30V153H31V150ZM70 149V148H69ZM100 149V148H99ZM97 150L98 151V155L96 154V157H97V161H98V163L99 162H105L104 160H106L105 159V155H104V151H100V150ZM104 149V148H103ZM102 149V150H103ZM233 149H234V146H233ZM236 149V148H235ZM239 149V153H238V160H239V162H237V164H238V168H237V170H238V176L236 177V179H237V187L236 188H241V191H240V195L238 196L239 197V200H237V198L235 199V200H237L236 201V203H232L231 202V200H229L230 202H228V204H227V206H226V209H225V218L224 219H226V220H224L226 223H227V228H229V227H231L232 229H240V233H241V238L243 239V242H245L244 244H243V246L241 247V253L242 254H245V255H247V259H246V261H247V264H264V199L262 200V201H260V198L262 199V198H264V196L262 195L263 194V192H261L260 190V188L259 187H257V184H258V176H257V173H256V171H255V169L253 168V167H248V168H246V166H247V164L249 163L248 162V158H247V152L249 153V151H246V149H245V147L244 146H241V147H239L238 148ZM237 149V150H238ZM1 150H2V148H1ZM23 150V149H22ZM21 150V151H22ZM220 150V149H219ZM7 151V150H6ZM18 151H20V150H18ZM251 151V152H252ZM3 152V151H2ZM89 152H91V151H89ZM94 152V151H93ZM93 152H91V153H93ZM102 152H104V153H102ZM193 152L194 153H196V155H197V159H198V162H199V164L201 165V169H203L204 170V172L205 173H207L206 175H208V174H212V171H215L216 169V167H217V154H213V152L211 153V154H208L205 150H193ZM250 152V154H252V158H253V156L255 155H253V153H251ZM16 153L17 152H15V155H16ZM28 153V152H27ZM86 153V152H85ZM107 153H110V152H107ZM150 153H151V151H150ZM234 153V152H233ZM237 152H235V154H236ZM260 153H258V154H260ZM56 154V155H55ZM83 154V153H82ZM95 154V153H94ZM140 154H142V153H140ZM147 154V156H146V160L147 159H150V163H152V164H154V162H155V159H153V160H151L152 158H155V157H151L148 153H146ZM152 154V153H151ZM157 154V155H156ZM161 154H165V153H161ZM221 154V153H220ZM219 154V155H220ZM250 154H249V156H250ZM257 154V155H258ZM3 155V154H2ZM19 155V154H18ZM17 155V156H18ZM24 155V154H23ZM41 155V154H40ZM88 155V154H87ZM110 155H111V153H110ZM134 155V154H133ZM153 155V154H152ZM237 155V154H236ZM257 155H255V156H257ZM21 156V155H20ZM20 156H18V159H21L22 157H20ZM30 156V155H29ZM73 156V155H72ZM89 156H91L90 154H89ZM95 156V155H94ZM131 156H132V153H131ZM131 156H129L130 158H131ZM144 156V157H145ZM161 156H164V155H161ZM168 156V157H169ZM235 156V155H234ZM20 157V158H19ZM28 157V156H27ZM84 157H85V159L87 160H89V158H90V160H92L91 159V157H89V158H86V156L84 155ZM95 157V158H96ZM139 157H140V155H139ZM251 157V156H250ZM13 158V157H12ZM26 158V157H25ZM34 158V157H33ZM130 158H128V161H131V160H129ZM133 158V160H134V158L135 157H132ZM164 158H167V156L166 157H164ZM221 158V157H220ZM234 158H236V157H234ZM252 158H251V160H252ZM17 159V158H16ZM15 159V160H16ZM17 159V160H18ZM23 159V158H22ZM44 159V158H43ZM77 159V158H76ZM75 159V160H76ZM84 159V158H83ZM145 159V158H144ZM195 159H196V157H195ZM194 159V160H195ZM30 160V159H29ZM45 160V159H44ZM85 160V161H86ZM94 160V159H93ZM92 160V161H93ZM166 160V159H165ZM168 160H169V158H168ZM231 160H232V157H231ZM230 160V161H231ZM255 160V159H254ZM20 161V160H19ZM24 161H25V159H24ZM47 161V160H46ZM108 161V160H107ZM128 161H126V162H128ZM157 161V160H156ZM170 161V160H169ZM262 161V160H261ZM260 161V162H261ZM18 162V161H17ZM16 162V163H17ZM77 162V161H76ZM134 162H135V160H134ZM139 162V163H138ZM191 163V165H190V163ZM233 162V161H232ZM234 162H235V160H234ZM19 163V162H18ZM21 163V162H20ZM19 163V164H20ZM72 163V162H71ZM84 163V162H83ZM90 163V165H91V161L89 162ZM167 164H168V162H166ZM189 163V164H188ZM219 163H220V161H219ZM218 163V164H219ZM231 163V162H230ZM229 163V164H230ZM18 164V166H17V168L18 167H20L21 165H19ZM88 164V162L86 163V165ZM118 164V163H117ZM129 164V163H128ZM134 164V165H133ZM155 164H156V162H155ZM166 164V165H167ZM228 164V165H229ZM233 164V163H232ZM89 165V164H88ZM89 165V166H90ZM93 165V164H92ZM104 165V164H103ZM126 165V164H125ZM124 165V166H125ZM175 165V164H174ZM199 165V166H200ZM227 165V166H228ZM231 165V164H230ZM236 165V164H235ZM252 165H254L255 166V164H252ZM261 165V164H260ZM263 165V164H262ZM22 166H23V164H22ZM85 166V165H84ZM89 166H87L88 168H90ZM95 166V165H94ZM96 166H97V169L96 168H93L92 167V169H94L95 171V173H94V176L92 177V181H90L91 183H92V185L91 184H89V186L87 187V188H85V186H84V188L86 189V190H83V191H85L84 193H86V195H85V197H87L88 195H89V193H91L90 192V189L92 190L93 189V192H94V195L96 196V198H95V200L97 201V202H99V200L101 199H103V200H105L104 202H105V205H106V203H109V200L107 199L110 195H112V197L115 195L116 196V194H117V189H116V187H117V183H118V181H119V179H118V181L116 182L115 180V182H116V186H113L114 185V182H113V180H112V186L111 185H109V184H107V179H106V181H104V178H106L107 176L105 175V177L103 178V174L102 173H104L103 172V166L102 165H100V164H96ZM95 166V167H96ZM132 169L134 168V169H136L137 170V174H139V180H141L142 182H144V183H142V185H145V182H146V180H147V178H148V176L147 175H144L145 173H146V170H144L143 168H144V166H143V164L142 163H140V161H138V160H136V162L135 163H132ZM147 166V165H146ZM150 166V165H149ZM196 166H197V164H196ZM198 166V167H199ZM218 166H220V165H218ZM264 166V165H263ZM129 167V166H128ZM131 167V166H130ZM153 167V166H152ZM164 167H165V165H164ZM163 167V168H164ZM166 167H168V165L166 166ZM235 166H233V168H234ZM21 168V167H20ZM19 168V169H20ZM73 168V167H72ZM85 169H86V167H84ZM105 168V167H104ZM118 168V167H117ZM124 168V167H123ZM122 168V169H123ZM126 168V167H125ZM190 168V167H189ZM188 168V169H189ZM193 168V167H192ZM195 168H197V167H195ZM229 168V167H228ZM236 168V167H235ZM247 170H246V169ZM119 169V168H118ZM130 169V168H129ZM167 169H169L170 170V167H168ZM200 169V170H201ZM215 169V170H214ZM227 169V168H226ZM110 170V169H109ZM156 170V169H155ZM164 170H166V168L164 169ZM195 170V169H194ZM202 170V171H203ZM227 170H229V169H227ZM24 171H25V169H24ZM71 171V170H70ZM69 171V172H70ZM120 171V170H119ZM180 171V170H179ZM191 171V170H190ZM196 171V170H195ZM226 171V170H225ZM233 171H235V170H233ZM232 171V169L230 170V173H229V177H231V179L234 177V176H230V174H231V172H233ZM26 172V171H25ZM57 172V171H56ZM55 172V175H58V172L56 173ZM67 172V171H66ZM65 171H64V173L65 174H67ZM128 172V171H127ZM162 172V171H161ZM167 172V171H166ZM197 172H198V170H197ZM200 172V171H199ZM203 172V173H204ZM229 172V171H228ZM228 172H226V174L228 173ZM51 173V172H50ZM49 173V174H50ZM53 173V172H52ZM85 173V172H84ZM87 174L89 173V172H86ZM115 173V172H114ZM135 173V172H134ZM155 173H157V172H155ZM180 173V172H179ZM183 173V172H182ZM192 173V172H191ZM204 173V174H205ZM234 173V172H233ZM19 174V173H18ZM49 174H47V176H49ZM86 174V175H87ZM91 174V173H90ZM90 174H89V176H90ZM105 174V173H104ZM148 174H149V171H148ZM194 173H192V175H193ZM200 174V173H199ZM25 175V174H24ZM29 175V174H28ZM55 175H53L54 177H55ZM126 175V174H125ZM133 175V174H132ZM154 174H152V176H153ZM160 175V174H159ZM166 175V174H165ZM178 175V174H177ZM188 175V174H187ZM201 175V174H200ZM205 175V176H206ZM210 175H208V177L210 176ZM233 175V174H232ZM262 175V174H261ZM263 175H264V171H263ZM30 176V175H29ZM46 176V177H47ZM51 176V175H50ZM158 176V175H157ZM156 176V178H157V180H158V177ZM176 176V175H175ZM174 176V177H175ZM182 176H183V174H182ZM191 176V175H190ZM204 176V177H205ZM212 176V175H211ZM227 176V177H228ZM236 176V175H235ZM25 177H27V176H25ZM31 177V176H30ZM43 177H45V176H43ZM60 177V176H59ZM88 177V176H87ZM125 177V176H124ZM124 177H123V179H124ZM135 177V176H134ZM179 177H181L180 175H179ZM186 177V176H185ZM202 177V176H201ZM216 177V176H215ZM58 177H56V179H57ZM83 178H85V177H83ZM125 178H127V175H126V177ZM129 178V177H128ZM127 178V179H128ZM168 178H169V176H168ZM183 178H184V176H183ZM188 178H189V180H190V177L188 176L187 178H185L184 179V181L187 179V182H188ZM260 179H261V177H259ZM11 179H12V177H11ZM27 179L28 180H30L28 177H27ZM55 179V178H54ZM59 180H60V178H58ZM57 179V180H58ZM109 179V178H108ZM133 179H135V178H133ZM171 179V181H173L174 179L173 178H170ZM175 179H177V177L175 178ZM192 179V178H191ZM194 179V178H193ZM193 179H192V182H193ZM230 179V180H231ZM27 180V181H28ZM45 180L47 181V183H48V179L47 178H45ZM50 180V179H49ZM83 180V179H82ZM87 180L88 179H86V182H87ZM155 180V179H154ZM179 180H181V182H179V181H177V182H179L178 184L177 183H175L176 185H177V187H178V189L180 190V191H184L185 189L183 188L184 187V185L182 186L181 184H182V180L183 179H179ZM195 180V179H194ZM201 180V179H200ZM199 180V181H200ZM206 180V179H205ZM207 180H209L208 178H207ZM18 181H20V180H18ZM25 182L24 180H23V182L21 183V185H20V188H21V192H19V193H21V195L22 194H24L26 197H32V194H31V191L33 192H37L36 193V196H35V198L34 199H36V200H38L39 198H40V196H41V194L43 193L42 192V186H45L46 187V184L44 185L43 183H41L42 185H38L37 183L36 184H30V182ZM166 181L168 182L169 180H167L166 179ZM175 181V180H174ZM210 181V180H209ZM263 181H264V178H263ZM13 182V181H12ZM51 182V181H50ZM111 182V181H110ZM109 182V183H110ZM120 182V181H119ZM121 182L123 183V181L121 180ZM135 182H137V181H135ZM191 182V181H190ZM191 182V183H192ZM196 182V181H195ZM203 182V184L205 183V182H207V181H205L204 182V180L202 181ZM231 182H232V180H231ZM236 182H235V184H236ZM260 182V181H259ZM261 182H262V180H261ZM46 183V182H45ZM55 183V182H54ZM59 183H60V181H59ZM62 183V182H61ZM74 183V182H73ZM80 183V182H79ZM121 183V184H122ZM124 183H125V181H124ZM138 183V182H137ZM137 183H131V181H129L128 180V182H127V184L124 186L123 184L121 185L120 183H118V184H120L121 186H124V187H122V189L120 190V194H119V192H118V195H117V197H118V200L120 201L119 203H120V207L122 208V209H129L128 211H131L135 206V209L137 208V205H138V203L140 202V200H139V194L141 193L140 191L142 190L141 189V187L139 188L136 184ZM147 183V182H146ZM169 183V182H168ZM186 183V181L184 182V184ZM20 184V183H19ZM48 184H50V183H48ZM47 184V185H48ZM57 184V183H56ZM63 184V183H62ZM62 184L60 185V187L62 188ZM67 184V183H66ZM85 184H87V183H84L83 185H85ZM111 184V183H110ZM171 184V183H170ZM169 184V185H170ZM172 184H174V183H172ZM171 184V185H172ZM186 184H189V183H186ZM185 184V186H187ZM193 184V183H192ZM191 184V185H192ZM202 184V185H203ZM58 185V184H57ZM56 185V191H57V193H58V191H61L60 189H58L59 188V186H57ZM70 185V184H69ZM81 185V184H80ZM141 185V184H140ZM153 185H155V184H153ZM190 185V184H189ZM188 185V186H189ZM121 186H120V188H121ZM173 186V185H172ZM172 186H170L171 188H172ZM40 187H42V188H40ZM52 187V186H51ZM79 187V186H78ZM118 187H119V185H118ZM167 187H168V185H167ZM166 187V188H167ZM169 187V188H170ZM262 187H264V186H262ZM80 188H81V186H80ZM119 188V189H120ZM165 188V187H164ZM165 188V189H166ZM182 188H183V190H182ZM188 188V187H187ZM190 188V187H189ZM17 189V186L15 185V186H13V187H10V189L8 188V192L6 191V193L4 194V196L3 197H5V199H7V201L9 200V201H11V203H12V199L13 198H18L17 197V192H18V189ZM45 189V188H44ZM46 189H48V188H46ZM141 189V190H140ZM152 189V188H151ZM178 189H176V191L175 190H173V191H175V192H177V190ZM49 190V189H48ZM163 190V189H162ZM172 190V189H171ZM188 190V189H187ZM187 190H185V191H187ZM190 190V189H189ZM20 191V190H19ZM79 191V190H78ZM80 191H82V190H80ZM111 191V192H110ZM119 191V190H118ZM164 191V190H163ZM166 191V190H165ZM168 191H170L169 189H168ZM173 191H171V192H169V193H172ZM184 191V192H185ZM192 191V190H191ZM239 191V190H238ZM3 192V191H2ZM33 192V193H34ZM49 192H50V190H49ZM179 192V191H178ZM195 192V191H194ZM56 193V194H57ZM167 193V192H166ZM187 193H189V191L188 192H186V194ZM191 193V192H190ZM189 193V194H190ZM209 193V192H208ZM233 193H234V190H233ZM235 193H237L238 194V192H235ZM233 194V195H236V194ZM55 194V195H56ZM59 194V193H58ZM173 194V196H174V193H172ZM188 194V195H189ZM192 194H194L193 192H192ZM210 194V193H209ZM208 194V196L207 197H210V195ZM1 195V194H0ZM23 195V196H24ZM84 195V194H83ZM160 195V194H159ZM166 195V194H165ZM170 195V194H169ZM177 194H175V196H176ZM179 195V194H178ZM183 194H181L180 195V199H181V196H182ZM185 195V194H184ZM206 195V194H205ZM232 195V196H233ZM262 195V196H261ZM58 196V195H57ZM92 196V195H91ZM141 196V195H140ZM186 196V195H185ZM190 196V195H189ZM199 196V195H198ZM203 196V195H202ZM202 196H200V198L202 199ZM242 196V197H241ZM19 197H20V195H19ZM49 197V196H48ZM59 197H60V195H59ZM58 197V198H59ZM61 197H62V195H61ZM116 197V198H117ZM149 197V196H148ZM151 197V196H150ZM170 197V196H169ZM169 197L168 198H166V199H169ZM177 197V196H176ZM175 197V198H176ZM184 197V196H183ZM192 197H193V195H192ZM1 198V197H0ZM11 198V199H10ZM25 198V197H24ZM29 198V199H30ZM38 198V199H37ZM88 198V197H87ZM113 198H115V197H113ZM138 198V199H137ZM151 198H153V197H151ZM162 198H163V196H162ZM173 197H171V199H172ZM178 198V197H177ZM185 198V197H184ZM183 198V199H184ZM189 198V197H188ZM187 198V199H188ZM190 198H191V196H190ZM235 198V197H234ZM240 198L242 199L243 198V201H242V203H243V212H242V215L241 216H238V214L240 213H238L237 214V211H236V208L239 206V203H240ZM3 199V198H2ZM42 198H40L39 200H41ZM55 199H57V198H55ZM60 199V198H59ZM150 199V198H149ZM165 199V200H166ZM195 199H196V197H195ZM204 199H205V201H206V199L207 198H205V196H204ZM208 199H210V198H208ZM1 200V199H0ZM22 200H23V198H22ZM21 200V201H22ZM26 200H27V198H26ZM31 201H33V199L31 198L30 199ZM61 200V199H60ZM94 200V201H95ZM107 200H108V202H107ZM111 200V199H110ZM138 200H139V202H138ZM153 200V199H152ZM170 200V199H169ZM176 200V199H175ZM191 200H193V199H191ZM199 200V198H197V200H195L196 202ZM216 200V199H215ZM2 201H4V200H2ZM2 201H1V203H0V205H1V207H2V205L5 203V201H4V203L2 204ZM20 201V200H19ZM18 201V202H19ZM21 201H20V203H21ZM54 201H56V200H54ZM59 201V200H58ZM58 201H57V203H58ZM93 201V202H94ZM113 201V200H112ZM151 201V200H150ZM181 201V200H180ZM178 202V203H181V202ZM187 202H186V204H184V206L185 207H187L188 208V206L190 205V203H192V202H190V200H186ZM208 201V200H207ZM207 201L205 202V203H207ZM111 202V201H110ZM117 202V201H116ZM154 202H156V200H154L153 201V203ZM170 202V201H169ZM177 202V201H176ZM24 203V202H23ZM55 203V202H54ZM57 203H56V205H57ZM113 203H115V202H113ZM148 203V202H147ZM183 203V202H182ZM199 203H201V202H199ZM199 203L197 204V205H199ZM213 203H215V202H213ZM226 203V202H225ZM258 203V205L256 206L255 204H257ZM96 204V203H95ZM117 204V203H116ZM171 204V203H170ZM173 204H175V202L173 203ZM194 204V203H193ZM202 204V207H201V205H200V207H198L197 209H199L198 211L200 212L199 213V215H198V218H196L197 219V224H198V229H197V231H195V229L191 226V223H192V220L193 221H195V217L193 216V208H192V211L191 210H186V208H185V210L183 209L182 211H183V213H184V215L181 217H178V216H175V218L174 219H172V216H170L171 214H169V215H167V216H165L164 217V219L162 218L163 217V215L165 214V209H155V210H153V213H152V219H153V217H155V218H158V221H155L156 222V224L155 223H153V224H151L150 222H152L151 220L150 221H148L147 223H145V224H143V226H142V224L140 223L139 224V221H138V223H136L137 222V220H138V218H137V220H135V219H133V220H135V223H136V227H135V230H137V232H135V233H133V234H135L133 237L132 236H124L123 237V241H122V244L121 245H118V246H116V249H114L113 250V252H111V251H109V250H105V249H107V248H109V247H102V246H92V244H94V243H91V246L93 247L92 249H91V252H90V250H88L87 252H90V254H86L85 256H83V252H82V254L78 257V255H79V252H80V249H81V247H82V245L80 244L79 246H80V248H77L76 247V249L74 250V251H72V249H74L75 248V246H76V244H75V241H78L77 240V237H80V236H78L77 234V232L76 231H78V230H76L75 229V231H69L68 232V235L66 236L67 238H66V241H67V243H64V241H63V243L66 245V247L65 248H63L62 249V247H61V251L62 252H58L57 251V253H55L57 256L58 255H60V254H62V255H60L61 256V259H58V260H54V259H51V262H52V264H207L209 261H211V263L213 264V263H215V261H213V260H211L210 258V260L207 262V261H205V259L204 258H202V256L201 255H199L198 253H194V249L192 248H190L191 247V241L192 240H194V239H196V237L198 236L197 234H198V232H199V230L201 229L202 230V227H204V212H205V207L207 206V209H208V205H210V204H208V205H206L205 206V204H203V203H201ZM260 204V205H259ZM5 205H6V203H5ZM7 205H8V203H7ZM6 205V206H7ZM13 205H14V203H13ZM16 205H18V204H16ZM22 205V204H21ZM20 205V206H21ZM24 205V204H23ZM108 205V204H107ZM172 205V204H171ZM214 205V204H213ZM235 205V206H234ZM4 206V205H3ZM15 206V205H14ZM25 206V205H24ZM24 206L22 207L21 206V208H23L24 209ZM68 206V205H67ZM82 206V205H81ZM139 206V205H138ZM145 206H147V205H145ZM145 206H143V207H145ZM178 206V205H177ZM177 206H173V207H177ZM192 206H195V205H192ZM240 206H241V204H240ZM247 206H249V207H247ZM0 207V208H1ZM64 207H65V205H64ZM120 207L118 208V209H120ZM152 207H153V205H152ZM155 207V206H154ZM159 207V206H158ZM161 207V206H160ZM195 207H197V206H195ZM4 208V207H3ZM2 208V209H3ZM6 208V207H5ZM8 208H9V206H8ZM7 208V209H8ZM13 208V207H12ZM21 208H19V209H21ZM68 210H69V207H66ZM77 208V207H76ZM79 208V207H78ZM106 208H107V206H106ZM162 208V207H161ZM179 208H181V207H179ZM239 208V207H238ZM241 208V207H240ZM250 209V212H249V210H248V212L246 213V211H247V209ZM22 209V210H23ZM99 209V208H98ZM105 209V208H104ZM121 209V210H122ZM147 209V208H146ZM66 210V209H65ZM82 210V208L80 209V211ZM96 210V209H95ZM95 210H93V211H95ZM108 210H109V207H108ZM134 210V209H133ZM150 210V209H149ZM181 210V209H180ZM209 210L211 211V209L209 208ZM18 211V210H17ZM20 211V210H19ZM79 211V212H80ZM93 211H91V213L93 212ZM97 211V210H96ZM99 211V210H98ZM107 211V210H106ZM124 211V210H123ZM123 211H120V212H122L123 214H124V212ZM142 211V210H141ZM146 211V210H145ZM148 211V210H147ZM204 211V212H203ZM210 211H209V214H210ZM240 211V210H239ZM21 212V211H20ZM52 212H53V210H52ZM64 212V211H63ZM76 212V211H75ZM79 212H78V215H79ZM82 212V211H81ZM80 212V213H81ZM109 213H110V211H108ZM108 212L107 213H105V214H108ZM132 212L133 211H131V214H132ZM134 212H136V211H134ZM139 212V211H138ZM137 212V213H138ZM84 213V212H83ZM98 214H99V212H97ZM97 213H95V214H97ZM129 213V212H128ZM137 213H135V215H134V218L135 217H137L138 216V214ZM146 213V212H145ZM171 213V212H170ZM180 213V212H179ZM198 213V212H197ZM206 213V212H205ZM208 213V212H207ZM8 214V213H7ZM27 214V213H26ZM67 214H68V211H67ZM82 214V213H81ZM93 214V213H92ZM97 214V215H98ZM104 214V215H105ZM127 214V213H126ZM130 214V213H129ZM130 214V215H131ZM209 214H208V216H209ZM16 215V214H15ZM21 215V214H20ZM24 215H25V213H24ZM110 215H111V213H110ZM133 215V214H132ZM131 215V216H132ZM157 215H159V216H157ZM176 215V214H175ZM195 215V214H194ZM6 216V215H5ZM4 216V217H5ZM8 216H9V214H8ZM26 216V215H25ZM93 216H94V214H93ZM106 216V215H105ZM17 217L19 218V216L17 215ZM63 218H64V216H62ZM61 217V218H62ZM76 217H77V219L75 218V220H79V217L76 215ZM81 217H83V215L81 216ZM96 217V216H95ZM94 217V221H97L96 220V218L98 219V217H96L95 218ZM109 217L110 216H107V218H106V222L109 220ZM126 217V216H125ZM128 217H130V216H128ZM133 217V216H132ZM131 217V218H132ZM194 217V218H193ZM241 217V218H240ZM21 218H23V217H21ZM65 218H66V215H65ZM144 218V217H143ZM4 219V218H3ZM20 219V218H19ZM93 219V218H92ZM128 219L129 218H127V220L126 221H128ZM208 219V218H207ZM6 220V219H5ZM4 220V221H5ZM29 220V219H28ZM27 220V221H28ZM61 220V219H60ZM63 220V219H62ZM65 220V219H64ZM63 220V221H64ZM84 220V219H83ZM99 220H100V218H99ZM98 220V221H99ZM209 220V219H208ZM18 221V220H17ZM20 221V220H19ZM87 221V220H86ZM91 221V220H90ZM110 221V220H109ZM108 221V222H109ZM159 221L161 222H163V223H159ZM12 221H10V223H11ZM75 222V221H74ZM100 222V221H99ZM207 222V221H206ZM1 223H3V222H1ZM19 223V222H18ZM32 223V222H31ZM62 223V222H61ZM73 223V222H72ZM90 223H92V221L90 222ZM105 223V222H104ZM103 223V224H104ZM111 223V222H110ZM166 224V226H164L163 225V227H160V225L161 224ZM95 224V223H94ZM103 224H102V222H101V228H102V226H103ZM1 225V224H0ZM33 225V224H32ZM35 225V224H34ZM58 225V224H57ZM153 225V226H152ZM207 225V224H206ZM4 227H6V225H3ZM11 226V225H10ZM9 226V227H10ZM72 226V225H71ZM79 226H80V223H79ZM92 226V225H91ZM106 226V225H105ZM104 226V227H105ZM107 226H108V224H107ZM223 226V225H222ZM226 226V225H225ZM253 226H254V228H253ZM19 227V226H18ZM60 227V226H59ZM78 227V226H77ZM86 227V226H85ZM90 227V226H89ZM95 227V226H94ZM99 227V226H98ZM111 227V226H110ZM110 227H108V230H109V228ZM2 229H4L3 227H1ZM12 228V227H11ZM34 228V227H33ZM55 228H57V227H55ZM55 228H53V229H55ZM80 228V227H79ZM205 228V227H204ZM224 228V227H223ZM226 228V231L228 230ZM6 229V228H5ZM4 229V230H5ZM60 229V228H59ZM93 229V228H92ZM104 229V228H103ZM111 229V228H110ZM230 229V228H229ZM4 230H2V231H4ZM10 230V229H9ZM8 230V231H9ZM29 230V229H28ZM46 230V229H45ZM44 230V231H45ZM56 230V229H55ZM68 230V229H67ZM83 230V229H82ZM94 230H95V228H94ZM106 230H107V227H106ZM105 230V231H106ZM107 230V231H108ZM113 230V229H112ZM225 230V229H224ZM233 230V231H234ZM5 231H7V229L5 230ZM35 231H37V230H35ZM59 231V230H58ZM63 230H60V233L62 232ZM86 231H88L87 229H86ZM93 231V230H92ZM101 231H104V230H101ZM100 231V229H99V232H101ZM225 231V232H226ZM251 231H253L252 233H251ZM13 232H15V230H13ZM46 232V231H45ZM56 232V231H55ZM97 232H98V230H97ZM97 232L95 233V231H94V233L97 235ZM111 232H113V231H111ZM127 232V231H126ZM126 232H124V233H126ZM140 232V233H139ZM202 233H200V237H199V239H202V236L205 234V230L203 229L202 231H201ZM224 232V233H225ZM229 232H231V229H230V231L228 230V232H227V234L229 233ZM235 232V231H234ZM6 233V232H5ZM12 233V232H11ZM10 233V234H11ZM28 233V232H27ZM33 233V232H32ZM40 233V232H39ZM59 233V232H58ZM59 233V234H60ZM114 233V232H113ZM128 234H130L129 232H127ZM139 233V234H138ZM233 233V232H232ZM4 234V233H3ZM14 234V233H13ZM47 234V233H46ZM61 234H63V233H61ZM87 234V233H86ZM88 234H90V232L88 233ZM94 234V235H95ZM99 234V233H98ZM104 234H105V232H104ZM108 234V233H107ZM117 234V233H116ZM253 234V235H252ZM5 235V234H4ZM17 235V234H16ZM19 235V234H18ZM21 235V234H20ZM37 235H38V232H37ZM43 236L45 235V234H42ZM58 237L60 236V235H58V234H56ZM70 235H72L73 236V238H72V240H71V237L72 236H70ZM77 235V236H76ZM82 235V234H81ZM94 235L92 236V233H91V237H93L94 238ZM95 235V236H96ZM100 235V234H99ZM98 235V236H99ZM102 235V234H101ZM110 235V234H109ZM108 235V236H109ZM118 235V234H117ZM189 235L192 237V239H187V238H190L189 237ZM229 235V237H231L230 236V233L228 234ZM232 235V234H231ZM237 235V234H236ZM238 235H239V233H238ZM250 235L251 236H253L252 237V239H251V237H250ZM2 236V235H1ZM8 236H10V235H8ZM33 236V235H32ZM76 236V237H75ZM83 236V235H82ZM97 236V237H98ZM105 236V235H104ZM104 236H102V240H103V237ZM119 236V235H118ZM14 237H15V235H14ZM21 237V236H20ZM29 237V236H28ZM31 237V236H30ZM39 237H41V236H39ZM39 237H37V236H34L33 238H31V239H29L28 238V242L26 243V242H21V244H19V243H17V244H15L14 246L12 245V246H8V247H6V246H4V247H6V249L5 250H2V251H0V263L3 261V260H6V259H12V261L9 263V264H22V260L24 259V257H27V259H28V261H27V263L28 264H46V262L43 260V255H44V253L43 252H47L48 250H47V248H48V246H50L49 248L51 249V248H53L54 247V245H51L50 243H49V245L47 246V244L46 243H44V242H41L42 241V239H39ZM61 237V236H60ZM88 237H89V235H88ZM100 237V236H99ZM107 237V236H106ZM131 237H132V239H131ZM232 237H234V236H232ZM4 238V237H3ZM2 238V239H3ZM8 238V237H7ZM12 238H13V236H12ZM12 238H11V240H12ZM19 238V237H18ZM44 238V237H43ZM47 238V237H46ZM45 238V241L46 240H48V239H46ZM57 238V237H56ZM83 238V246H84V244H86V239H87V237H86V239H85V237L83 236L82 237ZM235 238H237V237H235ZM240 238V240H238V241H241L242 239ZM2 239H0L1 241H2ZM17 239V238H16ZM62 239V238H61ZM84 239H85V242H84ZM94 239H97V238H94ZM108 239V238H107ZM118 239H119V237H118ZM118 239H117V241H118ZM122 239V238H121ZM187 239V241H183V240H186ZM204 239V238H203ZM250 241H249V240ZM7 240V239H6ZM11 240H9V242L11 241ZM24 240V239H23ZM22 240V241H23ZM27 240V239H26ZM127 240H129L128 242H127ZM8 241V240H7ZM18 241V240H17ZM25 241V240H24ZM65 241V242H66ZM81 241V242H82ZM93 241V240H92ZM96 241H98V240H96ZM105 241V240H104ZM114 241H115V239H114ZM204 241V240H203ZM5 242V241H4ZM14 242V241H13ZM19 242V241H18ZM54 242V241H53ZM59 242H60V240H59ZM59 242H56L55 244L56 245H59ZM88 242V241H87ZM94 242V241H93ZM100 242V241H99ZM102 242V241H101ZM116 242V241H115ZM106 243V242H105ZM104 243V244H105ZM119 243H121V242H119ZM200 243H202V244H204L203 242H201L200 241ZM75 244V246L73 247V245ZM78 244V243H77ZM101 244V243H100ZM103 244V243H102ZM109 244H110V242H109ZM116 244V243H115ZM242 244V243H241ZM62 245V244H61ZM240 245V244H239ZM62 246H64V245H62ZM86 246H88V245H86ZM86 246H85V248H86ZM105 246V245H104ZM107 246V245H106ZM73 247V248H72ZM113 247V246H112ZM112 247H110V248H112ZM89 248V247H88ZM109 248V249H110ZM114 248V247H113ZM82 249H83V247H82ZM201 249V248H200ZM83 251V250H82ZM51 252V251H50ZM43 253V254H42ZM49 255V252L48 253H46L45 255ZM201 256V257H200ZM58 258V257H57ZM244 258V257H243ZM48 259H50V258H48ZM207 259H208V257H207ZM45 260H46V258H45ZM221 260V259H220ZM24 261V260H23ZM218 261V260H217ZM44 262V263H43ZM242 262H243V260H242ZM210 262L208 263V264H211ZM219 263V262H218ZM8 264V263H7Z\"/></svg>",
    "mask_w": 264,
    "mask_h": 264
}]
</instances>
